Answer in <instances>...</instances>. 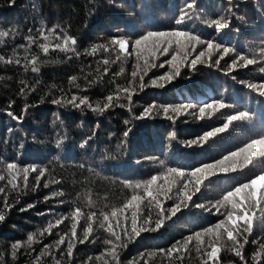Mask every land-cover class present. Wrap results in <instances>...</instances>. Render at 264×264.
Wrapping results in <instances>:
<instances>
[{
  "label": "trees",
  "instance_id": "16d2710c",
  "mask_svg": "<svg viewBox=\"0 0 264 264\" xmlns=\"http://www.w3.org/2000/svg\"><path fill=\"white\" fill-rule=\"evenodd\" d=\"M177 31L203 43L173 37L153 55L150 38L138 58L135 40ZM121 39L123 52L112 43ZM178 51L205 55L161 80ZM262 85L264 0H0V264H264V200L245 189L241 212L227 199L264 177L259 150L233 156L264 140ZM206 165L217 168L190 175ZM255 188L264 196V181Z\"/></svg>",
  "mask_w": 264,
  "mask_h": 264
},
{
  "label": "snow or ice",
  "instance_id": "6c2138e0",
  "mask_svg": "<svg viewBox=\"0 0 264 264\" xmlns=\"http://www.w3.org/2000/svg\"><path fill=\"white\" fill-rule=\"evenodd\" d=\"M187 7L188 8H191L192 7V2H190L189 4H187ZM185 15H186V13H185ZM183 21H184V15H181V17L177 20V24L179 25V24L183 23ZM212 23L216 25L217 31H219L220 29H223V28L228 27V24L227 23H223L220 20H214V21H212ZM173 37H175V38L185 37L188 41H195L196 43H203V41L202 40H199L196 36H189L186 31H177V32H173V33L149 32V33H147V35L143 36L141 39L135 40V48H134V51L137 52V56L139 58L140 51H141V46L146 41H149L150 38H152V45H153V52H152V54L155 55V52L160 51L161 45L165 44L166 42H167L168 46L163 47L161 54L162 55L163 54H167L168 51H169V47L171 46V43H170L171 38H173ZM66 43H67V41H66ZM73 43H74V41H73ZM112 43L113 44H118L119 45V48H120V50L122 52L123 51H126V41L125 40H123V39L118 40V41L114 40ZM176 43L178 45H180L181 44V41L179 39H176ZM97 47L103 48L105 46L104 45H98ZM207 47H208V49L219 48L216 44H213V43H210V42L207 44ZM62 50H70V49H62ZM45 51H47V48H45ZM93 51H95V48L93 49ZM224 51L226 53L228 51V49L225 48ZM204 55H205V52L201 51L194 59H191V61H188L187 60V52H185V55L183 57H181L180 56V53L178 51L177 54L176 55H172L171 56V59L167 62L168 64H170L172 66L173 71L165 74L164 76H161L160 79L161 80H164V81H171L174 78V76H178L180 74V64L181 63H188L191 68L195 69L197 63L198 62H201L200 58L203 57ZM178 58H179V63H178ZM241 59H243V58L241 57ZM252 61L253 60L248 59L247 60V64H252ZM105 63H107V61H105ZM146 63H147V61H146ZM215 63L216 64H219V60H217ZM152 66L154 67L155 65H152ZM160 66L163 67L164 65L161 64ZM33 71H37V69L36 68H33ZM144 74H146V72ZM135 76H136V73L133 72V77H135ZM140 79H141V81H143V75H141ZM155 83H156L155 81L152 82L153 85ZM140 87L143 88V87H146V85H144L143 83H141L140 84ZM251 87L255 88L256 85H251ZM262 87H264V85H262ZM124 91L127 93L129 90L128 89H125ZM260 94L261 95H264V92H261ZM128 98L131 99V96L129 95ZM76 99H77L76 97H73L72 98V101L75 102ZM107 100L108 101H112L113 100V97L111 95H109L107 97ZM79 103L80 104H84V103H86V100H83L82 99V100H80ZM208 105H211L212 108L214 107L212 104H208ZM208 105L199 108V115H200L201 118H203V116L205 115L206 109H209L207 107ZM74 106L79 107V104H75L74 103ZM220 106L223 107V104H221ZM89 107H91V105H89ZM99 107L100 106L97 105V109H99ZM105 107H108V105H105ZM188 107H191V105H189ZM94 110H96V109H94ZM163 111L165 113H168L169 112V108L165 107L163 109ZM173 111H177L178 112V111H180V109H173ZM150 112H151V108L145 109V114L150 113ZM8 114L9 115H12V113H8ZM13 118H16V117H13ZM234 119H240V117L239 116H236V117H234ZM228 122L231 123L232 120H228ZM227 127H228V124H225V126L223 128H218L215 131H210L205 136H203L202 138H200V140H206L207 138L212 137L213 135H215L216 132H223ZM126 134L127 133H125V135ZM198 142H199L198 140H193V141H189V144H196ZM81 147H83V145H81ZM253 154L254 153L251 154V157H250V159L248 161L251 160ZM229 159H232V157H225V161L226 160H229ZM220 164L223 165L224 164V161H221ZM8 166H11L12 169H15L16 168V165L14 163H10V164H8ZM216 168H217V165H206L203 168H197L195 171L191 172L190 175L193 176V177H196L198 173H203V174L207 175V170H209V169L215 170ZM222 170L227 171L228 169L227 168H223ZM27 171L28 170L25 169V172L26 173H27ZM169 173H171V170H170ZM176 174L177 175H180V176H183L184 175V173H176ZM3 179H4V177L3 176H0V180H3ZM157 179H158L157 177L152 178V180L150 181V184L151 183H155ZM14 180H15V177L13 176V178L8 181L9 184H12L13 188L16 187V185L14 183ZM258 181H264V177H259V179H253V180H251L250 183H246L242 187H238L237 189H235L234 192H230L231 195H229L227 197V199L230 200V201H235L236 204L240 205V211L241 212H243L244 211V208H245L244 201L243 200H234V198L237 196V194H239L241 192H244L245 189L248 190V192H247V194L245 196V199H247V200H264V196L254 195L253 194L255 192V189H256L255 186L257 185ZM26 182H27V175H25V183ZM45 187H47V185H45ZM149 188H150V185H149ZM0 192H3V188H0ZM262 193H264V192H262ZM148 195L149 196L152 195V193H151L150 190L148 191ZM188 198L191 199L190 196ZM132 200L133 201H136V200H138V197L133 196L132 197ZM157 203H159V202L157 201ZM28 207L30 208V207H32V205H28ZM177 208H179V205H177ZM169 211L174 214L175 211H176V209H170ZM227 216H228L227 223H229V221H233L234 224H235V219L232 216H230L229 213L227 214ZM238 218L239 219H245V216L242 215V216H240ZM3 219H4V216L3 215H0V221H2ZM161 223H162V220H159L158 219L156 221V227L157 228L160 227ZM225 223L226 222L223 223V226L225 225ZM247 223H248V229H246V230H250L251 229V222H250V220H247ZM218 224H220V223H218ZM223 226H221V227H223ZM132 227H133V231L136 232L137 234H139L140 231L145 230L143 228H140V229H137L136 228L135 214H133ZM220 228H217L215 226V230H219ZM234 228H235V226H233V225H232L231 228H227V237H228L229 240L234 239V235H233V229ZM215 230L213 228H211L210 230H208V233H214ZM74 235H75V224H73V236ZM113 235L116 236V239L117 240L120 239V237H119L118 234L113 233ZM200 236H201V234L196 233V237L197 238H199ZM31 239H32V237L30 236L29 237V240H31ZM188 239L190 240L191 237H189ZM58 243H63V238H61V240ZM183 243L186 244L187 241H184ZM13 247L16 248L17 245H13ZM175 247H176V245H173V248H175ZM242 247H243V245H240V247L237 248V250H236V254L238 256L241 255L240 248H242ZM72 248H73L72 243H69V245H68V253H69V255H71ZM260 248L261 249H264V244H261L260 245ZM172 250L173 249H169L168 252L171 253ZM217 251L218 250L215 247H213L212 248V251L210 253H208V255L211 256V257H215ZM241 258L243 259V257H241Z\"/></svg>",
  "mask_w": 264,
  "mask_h": 264
},
{
  "label": "clouds",
  "instance_id": "9594fccd",
  "mask_svg": "<svg viewBox=\"0 0 264 264\" xmlns=\"http://www.w3.org/2000/svg\"><path fill=\"white\" fill-rule=\"evenodd\" d=\"M259 150L260 155H264V140L255 141L247 145L246 148H243L238 153H233V156L244 155L246 162L250 159L251 154Z\"/></svg>",
  "mask_w": 264,
  "mask_h": 264
},
{
  "label": "rangeland",
  "instance_id": "374dc122",
  "mask_svg": "<svg viewBox=\"0 0 264 264\" xmlns=\"http://www.w3.org/2000/svg\"><path fill=\"white\" fill-rule=\"evenodd\" d=\"M259 183H260V181H258V183H257V185H256V186H258V185H259Z\"/></svg>",
  "mask_w": 264,
  "mask_h": 264
}]
</instances>
